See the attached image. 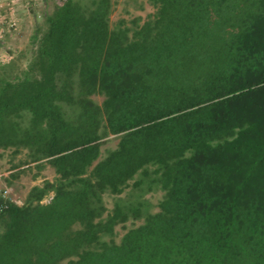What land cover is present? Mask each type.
Listing matches in <instances>:
<instances>
[{
    "label": "trees",
    "instance_id": "trees-1",
    "mask_svg": "<svg viewBox=\"0 0 264 264\" xmlns=\"http://www.w3.org/2000/svg\"><path fill=\"white\" fill-rule=\"evenodd\" d=\"M121 1L62 0L0 62L3 178L55 171L0 189V264H264V0Z\"/></svg>",
    "mask_w": 264,
    "mask_h": 264
},
{
    "label": "rangeland",
    "instance_id": "rangeland-1",
    "mask_svg": "<svg viewBox=\"0 0 264 264\" xmlns=\"http://www.w3.org/2000/svg\"><path fill=\"white\" fill-rule=\"evenodd\" d=\"M3 5L0 6V24L4 22V26L0 25V34H6L9 37V44L16 49L22 50L29 43L30 37L34 31L35 23L41 22L43 20V11H51L57 3H60L62 0H19L17 3L12 2V0H0ZM125 2L123 0L117 5L116 10L112 13V20L116 21L120 16H129L124 12ZM152 6L147 5V9H134V13L146 14L147 11L152 10ZM15 18L17 21V26L9 27L6 21ZM5 27V28H4ZM2 30V31H1ZM6 30V31H5ZM8 30V32H7ZM5 31V32H4ZM20 51L16 52V56ZM13 56V57H14ZM12 57V58H13ZM96 98L101 101L102 96H96ZM116 141L113 140L110 142V145H115ZM25 151L17 155L14 160L19 161L20 158H24ZM11 152L10 150L3 151L0 149V189H8L9 198L15 199L19 204L23 203L24 198L34 184H41L43 179L49 178L53 179L55 177L54 168L51 165H47L36 178L33 176L35 169L30 170L28 173L23 174L20 178L15 179L11 185H7L6 180L3 176H7L10 172L11 165ZM163 192L155 191L147 194V196L157 204L161 199ZM107 202L109 205H112V198L106 196ZM155 209H158L157 207ZM119 231L118 238L124 233V229L120 226L117 227Z\"/></svg>",
    "mask_w": 264,
    "mask_h": 264
},
{
    "label": "crops",
    "instance_id": "crops-1",
    "mask_svg": "<svg viewBox=\"0 0 264 264\" xmlns=\"http://www.w3.org/2000/svg\"><path fill=\"white\" fill-rule=\"evenodd\" d=\"M19 0H12V2L14 3H17ZM43 1H46V0H43ZM1 20V19H0ZM7 22V21H6ZM1 26L3 25L4 26V22H1L0 24ZM5 28V27H4ZM3 30V29H2ZM1 30V31H2ZM6 31V30H5ZM4 31V32H5ZM8 32V30H7ZM8 39L9 37L7 36V33L6 34H0V62H5V61H8L10 60L16 52L18 51H21L19 49H16L14 48V45L13 47L9 44L8 42Z\"/></svg>",
    "mask_w": 264,
    "mask_h": 264
},
{
    "label": "built area",
    "instance_id": "built-area-1",
    "mask_svg": "<svg viewBox=\"0 0 264 264\" xmlns=\"http://www.w3.org/2000/svg\"><path fill=\"white\" fill-rule=\"evenodd\" d=\"M2 5H3V3L0 1V6H2ZM7 23H8L7 25L9 27H12V26L16 27L17 26V21L15 20V18L10 19L9 21H7ZM0 29H3V28L0 27ZM7 193H8V189H5L4 190V194H5V196L9 197ZM10 199H12V198H10ZM12 200L15 201V202H17V203H19L15 199H12Z\"/></svg>",
    "mask_w": 264,
    "mask_h": 264
}]
</instances>
